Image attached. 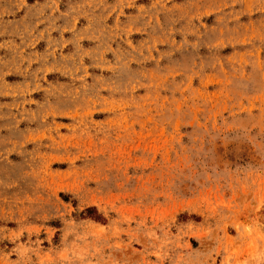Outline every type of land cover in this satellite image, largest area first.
<instances>
[{
    "label": "rangeland",
    "instance_id": "rangeland-1",
    "mask_svg": "<svg viewBox=\"0 0 264 264\" xmlns=\"http://www.w3.org/2000/svg\"><path fill=\"white\" fill-rule=\"evenodd\" d=\"M0 264H264V0H0Z\"/></svg>",
    "mask_w": 264,
    "mask_h": 264
}]
</instances>
